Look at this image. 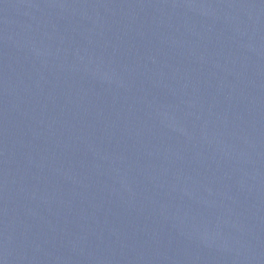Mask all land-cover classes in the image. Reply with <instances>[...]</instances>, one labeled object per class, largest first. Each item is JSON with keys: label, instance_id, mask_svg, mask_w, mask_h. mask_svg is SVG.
<instances>
[{"label": "water", "instance_id": "95a60500", "mask_svg": "<svg viewBox=\"0 0 264 264\" xmlns=\"http://www.w3.org/2000/svg\"><path fill=\"white\" fill-rule=\"evenodd\" d=\"M0 264H264V0H0Z\"/></svg>", "mask_w": 264, "mask_h": 264}]
</instances>
